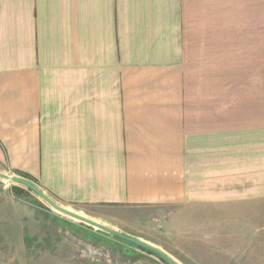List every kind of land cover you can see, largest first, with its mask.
I'll list each match as a JSON object with an SVG mask.
<instances>
[{"label": "crops", "instance_id": "0c3cea01", "mask_svg": "<svg viewBox=\"0 0 264 264\" xmlns=\"http://www.w3.org/2000/svg\"><path fill=\"white\" fill-rule=\"evenodd\" d=\"M0 173L144 242L118 221L149 208L195 264H264V0H0ZM17 184L0 264L73 261L84 225Z\"/></svg>", "mask_w": 264, "mask_h": 264}, {"label": "rangeland", "instance_id": "374dc122", "mask_svg": "<svg viewBox=\"0 0 264 264\" xmlns=\"http://www.w3.org/2000/svg\"><path fill=\"white\" fill-rule=\"evenodd\" d=\"M5 175H10V174L6 173ZM2 181L9 184L12 183L17 184V182L9 180L4 177H2ZM34 184L39 189H42L38 183H34ZM17 185H22V184L18 183ZM44 192L47 195H49L46 191ZM30 198L32 200H36L37 203L51 207L49 203H47L33 190L31 191ZM51 208L54 209L53 207ZM70 210L74 211L75 209H70ZM55 211L60 213L57 210ZM120 216L121 219L118 221V224L124 230L143 236L146 240H148L147 242H153L154 244L153 246L163 250L164 252L169 253L168 255H170L175 260H178V257H181L182 259L185 257L182 264H195L191 260L192 256H188V255L184 256L183 253H180L178 247V239L176 235L169 234L167 229L163 227L164 225H162V221L160 220L161 217L159 215H156L155 212H151L149 208H141L139 210L138 209L128 210L122 212ZM97 220L100 219H96L95 221ZM97 222L101 223L100 221ZM77 223H81L84 226L78 229L74 228V233H73L74 234L73 240L75 245L74 260L68 262L65 261L54 262L53 261L54 255L51 256L48 255L47 261L39 262L38 264H168L169 263L166 260H162L161 259L162 257L157 253L145 247L143 248L147 250L142 249V246L140 245H136L130 241H127L119 236L108 233L97 227L91 226L81 221ZM148 250L151 252H149ZM59 258H63V257L59 256ZM20 264H27V263L22 262Z\"/></svg>", "mask_w": 264, "mask_h": 264}, {"label": "water", "instance_id": "95a60500", "mask_svg": "<svg viewBox=\"0 0 264 264\" xmlns=\"http://www.w3.org/2000/svg\"><path fill=\"white\" fill-rule=\"evenodd\" d=\"M1 177L7 178L9 180L15 181L17 183L23 184L27 187H29L30 189H32L34 192H36L41 198H43L47 203H49V205L51 207H53L55 210L59 211L60 213H63L65 215H68L74 219H77L81 222H84L86 224H89L91 226L97 227L101 230H104L108 233H111L113 235L119 236L127 241H130L136 245H140L142 247H145L155 253H157L158 255H160L163 259H165L166 261H168L170 264H180L179 262H177L175 259H173L170 255H168L166 252H164L163 250L149 244L146 243L138 238L129 236L127 234L121 233L107 225H104L102 223H99L89 217H86L84 215H81L77 212H74L70 209H68L67 207L60 205L58 202H56L54 199H52L49 195H47L44 191H42L41 189H39L33 182L24 179L22 177H18V176H14V175H5V174H1Z\"/></svg>", "mask_w": 264, "mask_h": 264}, {"label": "trees", "instance_id": "16d2710c", "mask_svg": "<svg viewBox=\"0 0 264 264\" xmlns=\"http://www.w3.org/2000/svg\"><path fill=\"white\" fill-rule=\"evenodd\" d=\"M25 186H23V185H17V186H15L14 187V190H15V192L17 193V194H24L26 191H32V189H30L29 187H25ZM142 249H144V250H147V249H145V248H143L142 247ZM149 251V250H148ZM149 252H151V251H149ZM161 258V257H160ZM162 260H165V259H163V258H161ZM168 264H170V263H168Z\"/></svg>", "mask_w": 264, "mask_h": 264}, {"label": "built area", "instance_id": "2783aa9c", "mask_svg": "<svg viewBox=\"0 0 264 264\" xmlns=\"http://www.w3.org/2000/svg\"><path fill=\"white\" fill-rule=\"evenodd\" d=\"M10 175H12V174H10Z\"/></svg>", "mask_w": 264, "mask_h": 264}]
</instances>
